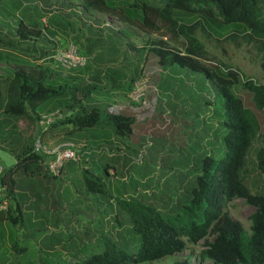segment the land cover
<instances>
[{"label":"rangeland","instance_id":"obj_1","mask_svg":"<svg viewBox=\"0 0 264 264\" xmlns=\"http://www.w3.org/2000/svg\"><path fill=\"white\" fill-rule=\"evenodd\" d=\"M33 1L35 0L1 1L0 31L4 33L3 28L9 30V25L15 28L16 23L21 19L38 22L41 16L47 19L48 28L56 27L60 32L67 31V24L63 25L66 18L63 17L61 11H51L48 16L42 7V3L48 0H36V3ZM163 1L107 0L109 4L115 6H123L132 2L138 5L142 2L160 5ZM78 3L77 1L76 4ZM76 4L73 7L78 8L80 5ZM52 6L56 7L53 4ZM75 10L77 9L75 8ZM257 10L258 19L264 23V0L258 1ZM170 17L172 19L179 18L178 22L181 24H185L187 20H197L203 24L196 25L192 35L199 41L204 52L201 63H206L204 65L208 66L210 70L215 68L223 72L228 68L237 72L240 82L249 79L264 85V77L257 68V60L260 55L259 39L252 33H245V25H224L204 15L183 14L177 10H171ZM38 25L44 30L43 25ZM121 25L114 20V27ZM80 28L82 31L83 28L88 30L89 26L85 25ZM89 31L96 30L90 28ZM161 31L164 34L160 32L149 35L130 27V34L124 37L118 34L117 37L125 47L130 43L134 47L146 49V46L153 42L152 40L160 38L163 46L170 45L171 50L183 51L184 42L181 37L172 34L170 29L164 27ZM89 34L94 36V33ZM112 34L114 35V33ZM6 37L7 50L4 47L0 48V78L10 77L9 67L18 60L22 63L50 65V56L60 48L56 39L54 40L57 46H54L48 37L42 36L41 40H37L38 43L37 41L34 43L37 45L35 51L37 56L34 58L28 57L26 54L23 56V51L27 53L32 51L24 50L25 43H21V48H19L14 30L8 32ZM59 38L63 40L61 36ZM112 39L110 37L103 39L104 46L101 45V47L106 55L107 48L105 46ZM68 42L71 41L65 40V45ZM123 51L120 52V55L122 54L119 58L120 63L108 66L113 70L122 66V68L119 67V70L125 74L123 85L133 77L134 81L131 87L140 80L145 81L146 90H148V79L145 75L152 64L153 55L148 53V58L143 61V53L134 55L132 53L134 50L130 49V53L127 52L125 55L122 53ZM78 52L80 53L79 50ZM103 57L106 58V56ZM92 61L93 58L89 60L86 57L87 70L91 72L96 66ZM141 66L143 67L142 75H138V68ZM73 74L61 71L62 77ZM87 75L88 72L84 74V77ZM106 78V80L110 78L108 73ZM162 78L165 79L163 87H160L159 92L152 94L147 107H145V99L143 104L132 108L127 100L129 91L120 95L114 92L109 96L96 93L83 102L87 108L92 105L97 106L101 114V123L98 124L100 126L78 133V136L83 135L81 137L86 141V149L92 148L88 170L104 182L111 197L100 198L86 192L82 181V170L87 166V163L83 159L73 164L77 168L75 172H69L67 168H64L62 174L60 172L55 178L26 177L20 173L14 175L16 182L14 198H4L0 209H5L8 206L13 209L15 202L18 203L23 213V222L16 226H11L7 222L0 224V234H2V238L0 237V264H72L78 258L96 252L101 247L99 240L102 236L115 241L127 239L131 236L127 216L118 209L114 198L142 197L147 201L149 199L147 197L151 195V197H156L152 198L154 201L165 198L172 199L173 203L180 193L189 191L193 184V178L198 172L200 159L205 155L215 158L221 155L220 123L215 117L218 104L214 84L204 79L201 74L191 72L187 67L180 68L177 65L165 68ZM117 83L119 82L117 81ZM107 84L110 83L107 82ZM103 88L108 89V86ZM232 91L243 100L244 105L254 113L261 123L260 129L246 153L244 168L246 170L244 182L247 187L251 192L258 191L263 187V178L257 174L255 169L254 154L258 148H264V109L262 111L254 110L249 103V95L240 86H235ZM4 102V85L0 82V110ZM121 106H125V108L121 109ZM57 112L61 116L65 115L64 110ZM112 113L137 115L131 127L130 136L116 137L110 134L112 128H108L105 123L108 122L107 115ZM18 126L22 137L19 136L13 142L0 141L1 168L13 165L14 158L9 154L10 152H15L24 145L32 147L37 138L33 137L34 134L31 138L28 137L30 124L26 119L21 120ZM101 126H103L104 132L98 136ZM54 129L57 130L56 127L49 130L53 131L52 134L45 133L42 136L43 140L40 142L44 146L52 147L66 142L61 140L60 135H56ZM57 138L60 140L55 144L56 140L54 142L50 140ZM66 138L77 140L73 137ZM94 139H99V143H95ZM72 143L75 144L78 141H72ZM111 148L112 153L109 154L108 149ZM74 152L76 155L79 152L77 146L74 148ZM105 166L115 170L113 176L105 173L103 170ZM224 210L232 221L238 223L244 232L249 234L250 215L254 212L253 207L247 205L242 199H234L226 204ZM167 211L169 210L166 209L165 212ZM114 216L119 219L120 227H118L117 221H114ZM211 240L212 237L208 236L195 244L186 243L185 249L178 254L141 264H175L183 261H186L187 264H212L211 261L201 260L199 257L200 251L205 247V242ZM12 245L23 247V250L15 253L11 249ZM75 253L77 255H74Z\"/></svg>","mask_w":264,"mask_h":264},{"label":"trees","instance_id":"obj_2","mask_svg":"<svg viewBox=\"0 0 264 264\" xmlns=\"http://www.w3.org/2000/svg\"><path fill=\"white\" fill-rule=\"evenodd\" d=\"M78 1L83 9L107 14L140 32L147 34L161 32L163 34L161 30L164 27L183 39L182 52L168 50L160 40L151 42L146 47H149L150 54L156 58L159 66L163 68L173 65L180 68L187 67L191 72L201 74L204 79L214 84L218 104L215 117L220 123L219 143L222 145V153L217 158L205 155L200 159L198 172L193 178L189 191L180 193L173 203L172 199L165 198L154 201L151 195L147 197L149 198L147 201L142 197L114 198L118 209L127 216L131 236L118 241L102 236L99 240L101 247L96 252L84 255L72 264L153 262L178 254L185 249L186 243L195 244L208 236L212 237V240L205 242L204 249L200 251L201 260H209L212 264H264L263 147L258 148L254 154L255 169L257 174L263 178L262 189L251 192L244 182L246 153L261 123L244 105L243 100L232 91L235 86H240L249 95V103L253 109L262 111L264 109V85L249 79L240 82L237 72L228 68L223 72L215 68L210 70L204 65L206 63H201L204 52L199 41L192 35L194 27L203 24L197 20H187L185 24H181L178 22L179 18L170 17V11L177 10L183 14L204 15L224 25H245L246 28L243 27L246 29L245 33H252L259 39L260 55L257 68L264 77V23L257 16L259 0H164L160 5L147 2L138 5L132 2L123 6L111 5L107 0ZM38 24L41 23L22 19L16 23L14 36L17 38L19 48H21V43H25L24 50H29L33 47L32 44L42 37L43 30ZM43 27L45 30L46 27ZM125 35L126 33H123V37ZM127 47L136 53L142 52L140 49L144 48L134 47L130 43ZM23 53L28 57L37 56L27 52ZM9 68L10 77L0 78L5 91V102L0 110L1 142H13L19 136L22 137L18 124L24 119L30 124L28 132L30 138L34 134L33 137L42 141V136L45 133L52 134L53 131L49 130L56 127L57 130L54 129V132L60 135L62 141L71 143L76 141L66 137L80 140L83 135L78 136V133L100 126L98 124L101 123V114L97 106L92 105L87 108L83 102L96 93L109 96L116 92L112 86L108 89L101 87L100 73L97 71L93 70L88 73L87 77H84L87 73L86 64L81 68L68 70L67 73L74 74L66 77L61 76L62 70L56 68L52 58L50 65L22 63L18 60L13 62ZM139 68L137 74L143 70L142 66ZM133 81L132 77L121 92L126 94ZM145 99L147 105V97ZM129 105L138 106L132 103ZM58 110H64L65 115L62 114L60 119L55 120L42 131L37 125L40 116ZM107 119L108 122L105 124L108 128H112L110 134L113 133L116 137H126L130 134L134 123L133 117L112 113L107 115ZM99 131L104 132L103 126ZM75 144H83L80 149L86 146L85 141ZM19 148L9 153L14 158L13 165L2 168L0 174V187L3 188L1 203L6 197L14 198V193H16L14 175L16 173L26 177H56L45 171L43 162L46 158L44 155L34 153L31 146L24 145ZM69 163L74 162H67ZM106 169L107 166L103 170L106 171ZM82 181L88 194L100 198L111 197L104 182L91 174L88 169L82 170ZM234 199H242L254 208V212L250 215L249 234L245 233L238 223L232 221L224 210L226 204ZM166 209L169 211L165 212ZM113 218L120 227L117 216ZM2 222H7L11 226L22 224L23 213L18 203L15 202L13 209L10 206L0 209V224ZM0 237L2 238V234ZM11 249L19 253L23 247L12 245ZM175 264H187V262H176Z\"/></svg>","mask_w":264,"mask_h":264},{"label":"crops","instance_id":"obj_3","mask_svg":"<svg viewBox=\"0 0 264 264\" xmlns=\"http://www.w3.org/2000/svg\"><path fill=\"white\" fill-rule=\"evenodd\" d=\"M1 1H5V0H0ZM55 5L56 7H53L52 4ZM48 0L47 2L42 3V7L43 9H45V13L46 15L49 13H51V11H61L62 15L64 18H66V21H64L63 25L67 26V31H58L56 27H52V28H48V26H46V22L47 19L44 18V16H41L39 18L40 23L45 26V30H43L42 36L48 37L51 41L52 44H54V46L56 45V41H58L60 46H63L65 44V40L69 39L71 42H73L78 50L80 51V53L84 54L86 57H88V59L90 60V58H93V63H95V68L93 69L94 71H97L100 73V81H102L101 83V87H110L112 86L113 88H115L114 90H116L117 95L122 94L126 85H123L122 82L125 79V74H123L121 72V70H119V67L122 68V66H118L116 67V69H112L110 68L108 65H113L114 63H120L119 58L120 56V52L123 51V54H127L130 53V49L127 47L122 45V43H120V40L118 39V34H120V36H123V33L130 34V27L129 25H126L125 23H122L120 21H118L116 18L111 17L107 14H102L93 10H85L81 7L80 2L78 0ZM77 1L79 2L78 4ZM33 3H36V0L33 1ZM59 3H63V4H59ZM80 5L78 8L77 7H73V5ZM57 7H59L57 9ZM75 8L77 10H75ZM94 17V18H93ZM27 19V18H26ZM114 20L115 22H117V24H122L120 27H114ZM113 23V24H112ZM85 25H88L89 28L88 30H86V28H83ZM9 30L7 28H3L4 33L0 31V48L4 47L7 50V44H6V39H7V34L8 32H12L14 30V28L9 25ZM71 27V28H69ZM83 28V31L81 30V28ZM90 28L95 29L96 31H89ZM134 28V27H132ZM48 35H46V34ZM61 33V34H60ZM86 33V34H85ZM89 33H94V36H92ZM114 33V35L112 34ZM67 34V35H66ZM164 34V33H163ZM2 35H4L2 37ZM91 35V36H90ZM150 35V34H149ZM153 35V34H151ZM59 36H61L63 38V40H60ZM113 38L111 41L108 42V45H106L105 47L107 48V55L103 53L102 51V46L104 40L106 38ZM42 37H40L41 40ZM168 38L170 39V36H168ZM56 39V41L54 40ZM116 39V40H115ZM118 40V41H117ZM161 40L160 38H156V40H152L153 42H157ZM64 41V42H63ZM2 42H4V44H2ZM171 42L173 43L172 39ZM38 43V41H37ZM34 47L31 50L32 52L29 54H34L35 55V51L37 49V45H33ZM165 48H167L168 50H171L170 45H164ZM140 48V47H137ZM149 47H147L146 49H143L140 51L142 54V59L143 61H145L146 58H148V53H150V51L148 50ZM24 52V51H23ZM132 53L134 55H136V52ZM24 56V54H22ZM47 55V54H46ZM103 56H106L103 57ZM48 58V57H47ZM151 66L149 68V71L147 73V75H145V77L148 79V92H147V100L149 101L152 98V94L153 93H157L160 90V87H163V83L165 80L164 78H162L163 73H165V68L159 66V64L157 63V60L155 57H152V61H151ZM87 72H91L88 71ZM109 74L110 78L108 80H106V74ZM138 75H142L141 72H139ZM120 79V80H119ZM117 81L119 83H117ZM107 82H109L110 84L108 85ZM128 106V105H127ZM148 104L145 106L147 107ZM129 107V106H128ZM127 107V108H128ZM121 109L125 108V106H121ZM133 108V107H132ZM128 116H131L130 114H128ZM137 116V115H136ZM136 116H131L134 118V122H135V117ZM134 124V123H133ZM101 131H99L100 133ZM111 135L113 136V133H111ZM99 136V135H98ZM130 136V134L128 135ZM61 138V137H60ZM53 140L54 144L56 142H58L60 139H50ZM81 142V141H85L83 140V138H80V140H76ZM99 139H94L95 143H99ZM86 144V141H85ZM57 145V144H56ZM87 146H85V148L79 149V152H77V161H74V163H78L80 160L83 159L84 162L87 163V166L84 169H88L89 167V163L91 160V149L89 148V150L86 149ZM121 151V148H119ZM109 150V154L112 153V148L108 149ZM74 163H69L67 165H65L63 167L67 168L69 172H72L77 169L74 167ZM63 169L61 171V174L63 172ZM67 172V171H66ZM105 173L107 175H111L113 176V174L115 173V170L109 166H107V169L105 171ZM111 183V182H110ZM16 192V190H15Z\"/></svg>","mask_w":264,"mask_h":264},{"label":"built area","instance_id":"obj_4","mask_svg":"<svg viewBox=\"0 0 264 264\" xmlns=\"http://www.w3.org/2000/svg\"><path fill=\"white\" fill-rule=\"evenodd\" d=\"M57 48V47H56ZM55 65L62 71H68L71 69L81 68L86 64V57L78 52L75 44L68 42L63 47H60L51 56ZM146 85L145 81H137L133 84L129 90L128 102L139 105L145 102ZM61 114L57 111L44 114L40 116L37 124L40 129L45 130L51 123L55 120L60 119ZM77 146L78 149L83 147V144L75 145L71 142H63L52 147L44 146L39 139H36L32 145L33 152L42 154L45 156L46 160L43 162L45 171L49 175L57 176L62 170L63 166L67 162H74L77 160L76 152L74 148ZM2 168L0 167V174ZM0 187V206H1V191Z\"/></svg>","mask_w":264,"mask_h":264}]
</instances>
